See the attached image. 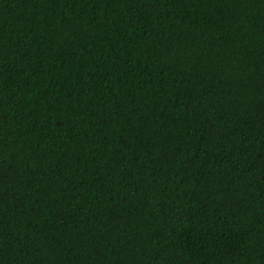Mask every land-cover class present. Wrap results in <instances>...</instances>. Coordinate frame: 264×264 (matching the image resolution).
<instances>
[{"label": "trees", "instance_id": "trees-1", "mask_svg": "<svg viewBox=\"0 0 264 264\" xmlns=\"http://www.w3.org/2000/svg\"><path fill=\"white\" fill-rule=\"evenodd\" d=\"M0 264H264V0H0Z\"/></svg>", "mask_w": 264, "mask_h": 264}]
</instances>
